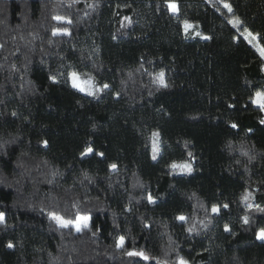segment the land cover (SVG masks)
I'll return each instance as SVG.
<instances>
[{"label":"trees","instance_id":"1","mask_svg":"<svg viewBox=\"0 0 264 264\" xmlns=\"http://www.w3.org/2000/svg\"><path fill=\"white\" fill-rule=\"evenodd\" d=\"M245 29L264 47V0H0V264H264V56Z\"/></svg>","mask_w":264,"mask_h":264},{"label":"snow or ice","instance_id":"2","mask_svg":"<svg viewBox=\"0 0 264 264\" xmlns=\"http://www.w3.org/2000/svg\"><path fill=\"white\" fill-rule=\"evenodd\" d=\"M169 7L172 9L173 12L177 11V5L175 3H171L169 5ZM224 7L228 9L229 12L232 11L231 6L227 3L224 4ZM57 20H64L65 18L63 17H56ZM70 22V21H68ZM230 23H232L233 27H239L240 25V21L238 19H235L233 21H229ZM184 27L185 30L187 31L188 28L192 27L187 21H184ZM59 31V30H58ZM245 33H247V35L245 36L246 39H248L249 43H252L254 40H256V36H254L251 32H248L247 29L244 30ZM57 34V33H54ZM64 34H67V31L64 30ZM197 35H199V33H197ZM207 38V37H205ZM250 38V39H249ZM254 47L257 48V51L260 52L261 56H264V47H259L258 45L254 44ZM164 73H160L158 80L159 83L161 84V86L167 87L166 83L164 82ZM71 79H72V86L74 88L79 89L80 91H87L89 95H93L95 94L93 91V85L91 83L92 78L89 77L87 80H81L79 77V74L73 72L71 73ZM109 86L107 84L103 85V88H108ZM96 91H99V89H96ZM252 103L257 105L259 107V109L261 111H264V90L262 91H257L254 95V97L252 98ZM261 123H264V121H261ZM233 128H236L237 125L236 124H232ZM159 134L158 133H153V137H157ZM46 143V142H45ZM157 147H156V143L154 140L153 143V159H155V153H156ZM93 150L91 148H88L86 150V153H91ZM101 155H103L101 153ZM113 169H115L116 165H112L111 166ZM171 167L173 168H180L182 170L186 169L188 171H191V166L188 165L187 163H183V164H173ZM250 193H245L244 196H242V200H244L245 202H247V200L250 197ZM149 200L151 201V197H149ZM224 208H227L228 205L225 204L223 205ZM213 213H218L219 212V207L217 206H213L212 208ZM52 219L58 224L59 227L61 228H67L69 226L75 228V230L77 232L82 231L84 228H87L89 226V220L90 217L85 216V215H77L75 217V219H65L62 216H59L55 213L51 214ZM180 220H185V217L181 216L179 217ZM244 223H248L249 222V218L247 216L243 217ZM4 222V214L0 213V223ZM225 230L229 231V228L227 226H225ZM189 231H192V229L190 228ZM257 238L264 241V228L260 229L258 234H257ZM125 243V238L123 236L119 237V240L117 241V247L118 248H123ZM13 245L11 243H9L8 247H12ZM128 256H140L145 260H148L150 257L144 252V251H129L126 253ZM177 264H187V262L185 260H183L182 258H180L177 262Z\"/></svg>","mask_w":264,"mask_h":264},{"label":"rangeland","instance_id":"3","mask_svg":"<svg viewBox=\"0 0 264 264\" xmlns=\"http://www.w3.org/2000/svg\"><path fill=\"white\" fill-rule=\"evenodd\" d=\"M249 32V31H248ZM253 34V33H252ZM244 35L246 36L247 35V33H245L244 32ZM254 35V34H253ZM254 36H256V35H254ZM250 39V38H249ZM252 44L254 45V44H256V45H258L259 47H262L260 44H259V42H258V40H257V36H256V40H254L253 42H252ZM256 48V47H255ZM257 49V48H256ZM79 77H80V79L81 80H87L89 77H91L90 75H81V74H79ZM71 78V77H70ZM92 78V77H91ZM71 83H72V79H71ZM91 83H92V85L94 86L93 87V91H94V93H96V92H98V91H96V89H99L100 90V86H98L97 84H96V82H95V80L92 78V81H91ZM84 92H87V91H84ZM155 143L157 144V140L155 141Z\"/></svg>","mask_w":264,"mask_h":264}]
</instances>
